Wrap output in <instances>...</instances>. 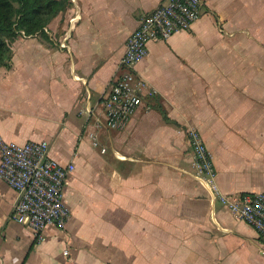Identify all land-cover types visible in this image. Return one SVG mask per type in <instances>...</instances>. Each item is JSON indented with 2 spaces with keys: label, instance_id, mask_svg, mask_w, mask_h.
Returning a JSON list of instances; mask_svg holds the SVG:
<instances>
[{
  "label": "crops",
  "instance_id": "crops-1",
  "mask_svg": "<svg viewBox=\"0 0 264 264\" xmlns=\"http://www.w3.org/2000/svg\"><path fill=\"white\" fill-rule=\"evenodd\" d=\"M163 1L66 0L45 35L12 41L0 137L47 140L76 169L66 227L38 242L11 219L18 193L0 178V264H264L257 230L196 178L188 137L200 130L223 192L264 191V0H204L189 30L151 41L138 64L156 94L125 129L96 125L128 36Z\"/></svg>",
  "mask_w": 264,
  "mask_h": 264
},
{
  "label": "built area",
  "instance_id": "built-area-1",
  "mask_svg": "<svg viewBox=\"0 0 264 264\" xmlns=\"http://www.w3.org/2000/svg\"><path fill=\"white\" fill-rule=\"evenodd\" d=\"M204 7V0H164L143 14L138 27L126 40L119 70L110 81L102 100L105 118L104 121L98 119L97 127L125 129L144 104V98L156 94L155 88L137 69L149 54L150 42L167 40L177 32L189 30L204 14ZM68 38H63L61 47L68 46ZM90 136L94 139V145H99L94 134ZM188 137L194 154L196 178L208 186L220 205L237 219L254 227L264 242V191L223 192L217 181L212 153L200 130L189 127ZM102 150L105 151L104 148ZM0 155V178L18 193L11 219L30 227L37 242L44 240L50 225L64 229L71 216L65 201L66 185L76 169L75 162L63 164L52 158L47 140L16 143L0 137Z\"/></svg>",
  "mask_w": 264,
  "mask_h": 264
},
{
  "label": "trees",
  "instance_id": "trees-1",
  "mask_svg": "<svg viewBox=\"0 0 264 264\" xmlns=\"http://www.w3.org/2000/svg\"><path fill=\"white\" fill-rule=\"evenodd\" d=\"M66 0H0V67L12 60L11 43L19 35H45V28L60 13ZM164 117L167 114L160 107Z\"/></svg>",
  "mask_w": 264,
  "mask_h": 264
},
{
  "label": "rangeland",
  "instance_id": "rangeland-1",
  "mask_svg": "<svg viewBox=\"0 0 264 264\" xmlns=\"http://www.w3.org/2000/svg\"><path fill=\"white\" fill-rule=\"evenodd\" d=\"M24 35V34H23Z\"/></svg>",
  "mask_w": 264,
  "mask_h": 264
}]
</instances>
